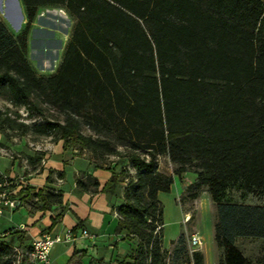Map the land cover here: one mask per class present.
Wrapping results in <instances>:
<instances>
[{"label": "trees", "instance_id": "obj_1", "mask_svg": "<svg viewBox=\"0 0 264 264\" xmlns=\"http://www.w3.org/2000/svg\"><path fill=\"white\" fill-rule=\"evenodd\" d=\"M21 2L28 21L37 7L52 5L76 21L55 73L37 76L0 20V98L40 115L45 103L61 118L28 124L17 111L0 109V129L6 138L51 136L64 146L76 139L98 160L121 154L118 146L128 150L134 173L121 178L116 231L127 230L137 245L120 264H166L158 194L170 191L173 178L157 171L164 154L177 175L193 166L197 185L207 186L219 264H264V254L251 262L234 243L264 239V205L224 200L229 186L264 192V0ZM83 126L103 138L83 134ZM27 157L31 164L41 159ZM115 181L112 175L103 189ZM76 185L86 189L81 179ZM39 194L33 200L49 205L50 194ZM11 260V245L0 241V264ZM179 264H204L203 254L194 250Z\"/></svg>", "mask_w": 264, "mask_h": 264}, {"label": "crops", "instance_id": "obj_2", "mask_svg": "<svg viewBox=\"0 0 264 264\" xmlns=\"http://www.w3.org/2000/svg\"><path fill=\"white\" fill-rule=\"evenodd\" d=\"M52 144L50 152L39 153L41 159L38 163H29L30 170L19 162L0 156V178L7 175L16 179V190L27 202L25 206L2 212L0 239L11 240V247L26 246L43 233L61 232L78 226L77 229H86L88 236L78 234L70 243L56 244L51 250L53 264H68L73 254L76 259L69 264H120L128 260L137 240L125 229L116 231L119 222L117 208L124 203L126 183L119 177L115 162L94 165L84 152L64 146L62 139L52 140ZM0 146L25 156L37 154L27 147L24 137L18 141L11 137L3 141L0 133ZM112 175L116 181L104 190ZM87 176L91 182L95 179L97 186L88 182ZM79 179L86 184V189L77 187ZM38 192L40 196L50 194L49 205L43 206L42 201L33 200L32 195Z\"/></svg>", "mask_w": 264, "mask_h": 264}, {"label": "rangeland", "instance_id": "obj_3", "mask_svg": "<svg viewBox=\"0 0 264 264\" xmlns=\"http://www.w3.org/2000/svg\"><path fill=\"white\" fill-rule=\"evenodd\" d=\"M0 20L16 39L37 76H50L55 73L76 21L63 6L37 7L33 19L28 21L26 9L21 0H0ZM39 107L42 109L41 115L32 105L30 109L24 106L17 108L0 98L1 110L9 108L11 111H17L20 115L18 120L28 124L43 122L45 119L61 118L55 108L41 102ZM7 132L0 129L3 141L8 140L5 134ZM81 132L93 138L97 136L103 138L102 135L94 134L85 126L82 127ZM34 136L30 135L31 139H38L33 138ZM67 147L76 149L79 153L84 152L94 165L104 166L114 161L120 178L126 175L124 172L129 162L125 156L128 151L125 147H117L121 154L104 155L101 160H98L88 148L81 147L76 139L68 140ZM156 160L157 171L172 176V184H174L173 186L171 184L169 192L158 195L163 210L160 226L165 263L179 264L191 255L195 249L191 240L195 236L201 241V247L198 250L203 254V263L219 264L223 249L214 239L216 210L207 186L197 185L198 176L193 166H189L185 172L177 175L175 171L178 166L172 163L167 155H159ZM224 200L264 205V192L260 194L257 190H253L244 193L236 185L229 186ZM160 226L158 225L156 230ZM0 241L8 245L12 242L8 239H0ZM234 243L251 262H256L264 254L263 238L237 237Z\"/></svg>", "mask_w": 264, "mask_h": 264}, {"label": "built area", "instance_id": "obj_4", "mask_svg": "<svg viewBox=\"0 0 264 264\" xmlns=\"http://www.w3.org/2000/svg\"><path fill=\"white\" fill-rule=\"evenodd\" d=\"M24 137L26 145L35 153H48L52 150L51 136H43L38 139H31L29 134L14 135L12 139L18 141ZM0 156L8 157L13 161L19 162L26 170H30L31 166L28 157L18 151H14L6 146H0ZM129 173L133 174L134 169L127 167ZM16 179L10 178L7 175H2L0 180V215L7 210H14L25 206L26 200L22 198L21 193L16 190ZM88 236L86 229H64L61 232H46L39 237L33 238L29 245L12 246L11 264H53L51 258V250L58 243H70L77 235ZM1 237V235H0ZM192 244L198 250L201 247V241L198 237L192 238Z\"/></svg>", "mask_w": 264, "mask_h": 264}]
</instances>
